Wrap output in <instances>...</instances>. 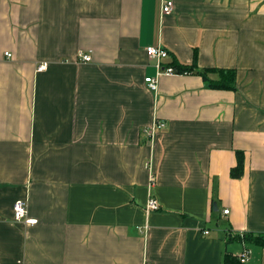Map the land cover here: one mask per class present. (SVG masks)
<instances>
[{"label": "crops", "instance_id": "crops-1", "mask_svg": "<svg viewBox=\"0 0 264 264\" xmlns=\"http://www.w3.org/2000/svg\"><path fill=\"white\" fill-rule=\"evenodd\" d=\"M163 1L0 0V264H264L233 235L264 233V0ZM150 45L236 90L157 75Z\"/></svg>", "mask_w": 264, "mask_h": 264}, {"label": "trees", "instance_id": "trees-1", "mask_svg": "<svg viewBox=\"0 0 264 264\" xmlns=\"http://www.w3.org/2000/svg\"><path fill=\"white\" fill-rule=\"evenodd\" d=\"M168 56L166 61L162 62L164 67L171 66L179 74H195L201 77L204 86L208 89L218 90H236V70L234 68H219V67H197L195 62L181 63L170 51H167ZM196 51L194 49V57ZM236 164L229 170V175L233 179H238L244 174V152L235 150ZM238 237L243 243L264 247V233H237L233 234ZM228 235L232 238L233 236ZM238 255V254H237ZM235 254L226 253L222 264H246L241 262Z\"/></svg>", "mask_w": 264, "mask_h": 264}, {"label": "built area", "instance_id": "built-area-1", "mask_svg": "<svg viewBox=\"0 0 264 264\" xmlns=\"http://www.w3.org/2000/svg\"><path fill=\"white\" fill-rule=\"evenodd\" d=\"M172 10H173V2L171 0H166L162 2L161 11H160L162 15L169 14ZM145 51L149 58H152L155 60L156 67H157V75L160 73H165V74H175L176 73L173 67L171 66L164 67L162 65V60L167 58L168 56L167 50L165 48L161 47L160 45H150L145 48ZM5 54L8 57L10 56L9 52H5ZM80 58L81 60L87 62V61H90L91 55L89 53L82 52L80 53ZM41 67L42 65L39 66V68ZM145 81L147 85L150 87V89L152 90L156 89V78L146 77ZM165 126H166L165 121L154 119L150 126L143 128V133L146 134V136L148 137L150 141H153L155 138V135L159 131L163 130ZM148 165H149V168H151V163H149ZM150 174L151 175L149 176V179H150V184H152L153 177H152V173ZM158 207L159 206H158L157 200L152 195L149 194L146 200V204H145L146 210L147 211L156 210ZM12 213H13V219L16 221L23 220L26 224H35L37 221L36 218H31L27 216V200L25 199H17L13 203ZM223 213L224 214L228 213V209L223 210ZM204 233H207V231H205ZM248 254H249V250L244 248V250L241 253H239L237 257L239 258L241 262H246L248 260ZM144 264H152V263L145 262Z\"/></svg>", "mask_w": 264, "mask_h": 264}]
</instances>
